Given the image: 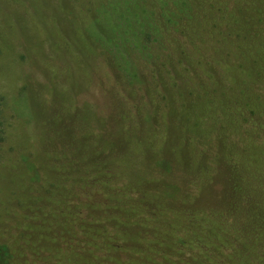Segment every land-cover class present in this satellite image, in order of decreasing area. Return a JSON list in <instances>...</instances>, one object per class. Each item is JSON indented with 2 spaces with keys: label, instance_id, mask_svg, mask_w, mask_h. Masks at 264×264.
Wrapping results in <instances>:
<instances>
[{
  "label": "rangeland",
  "instance_id": "1",
  "mask_svg": "<svg viewBox=\"0 0 264 264\" xmlns=\"http://www.w3.org/2000/svg\"><path fill=\"white\" fill-rule=\"evenodd\" d=\"M260 6L253 11L264 13ZM188 10L187 0H0L1 221L9 216L18 224L23 207L32 206L27 187L47 172L54 135L83 131L99 169L78 159L73 169L65 167L66 178L131 181L145 206L157 205L177 221L188 216L213 241L225 236L239 248L247 245L245 264H264V163L242 114L246 100H256L253 79L264 72V48L254 43L212 68L189 66L177 74L162 60V82L149 63L159 62L161 31ZM185 106L195 116L212 111L224 125L235 161L225 194L243 197L256 211L242 214L245 233L237 239L231 231L240 232V224L196 220L182 202L186 184L203 178L198 146L209 135ZM171 122L192 131L191 138ZM97 134L107 141L96 142ZM216 187L209 191L214 203ZM34 215L22 230L33 240L47 234Z\"/></svg>",
  "mask_w": 264,
  "mask_h": 264
},
{
  "label": "trees",
  "instance_id": "2",
  "mask_svg": "<svg viewBox=\"0 0 264 264\" xmlns=\"http://www.w3.org/2000/svg\"><path fill=\"white\" fill-rule=\"evenodd\" d=\"M187 2V15L171 19L169 23L173 26L160 33V63L147 62L154 76H159L162 82L163 62L171 74H177L178 69L189 66L212 68L217 61L223 63L234 52H244L254 43L264 48V13L253 11L261 4L264 10V0ZM97 80L94 77V82ZM253 83L256 100L252 103L246 100L243 123L247 138L264 163L263 71L255 73ZM132 105L133 112L138 113L137 105ZM185 109L198 130L205 129L209 135L207 141L199 142L198 146L203 178L197 175L186 184L182 202L196 220L236 223L238 229L240 224V232L231 231L232 237L237 239L245 233L242 214L252 212L254 216L256 211L242 201L243 197L238 199L225 194L235 161L223 136L224 125L212 111L195 116L193 110L187 106ZM172 110L169 102L167 113L170 115ZM172 123L178 134L191 138L192 131L186 130L187 134L182 126L175 128L176 124ZM75 134L66 130L62 135H54L57 142L49 145L51 149L45 153L49 161L47 172L43 179L38 178V185L28 184L30 195L26 202L32 206L28 205V210L23 207L20 222L14 225L9 216L1 221L0 212V264H245L249 256L247 245L239 248L225 236H217L213 241L196 225L193 228L188 216L177 221L178 215L168 214L157 205L145 206L131 181L102 177L87 183L66 178L65 167L73 169L78 159L89 160L93 169H99L100 165L95 161L96 154L87 147L88 135L83 131ZM98 138L107 141L97 134L98 143ZM107 143L110 141L103 143V147L108 146ZM212 186H217V204L209 192ZM4 207L5 204L0 203V211ZM33 215L47 233L35 240L22 231Z\"/></svg>",
  "mask_w": 264,
  "mask_h": 264
}]
</instances>
